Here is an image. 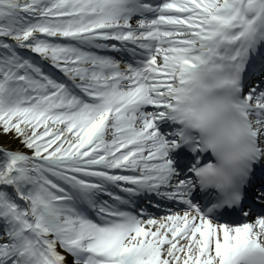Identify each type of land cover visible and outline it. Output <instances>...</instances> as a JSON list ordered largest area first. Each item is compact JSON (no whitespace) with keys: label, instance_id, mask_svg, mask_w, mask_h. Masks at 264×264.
Here are the masks:
<instances>
[{"label":"snow or ice","instance_id":"snow-or-ice-1","mask_svg":"<svg viewBox=\"0 0 264 264\" xmlns=\"http://www.w3.org/2000/svg\"><path fill=\"white\" fill-rule=\"evenodd\" d=\"M193 84L228 93L264 158V0H0V137L22 145L0 140V264H233L259 247L264 197L231 222L203 211L158 130Z\"/></svg>","mask_w":264,"mask_h":264},{"label":"clouds","instance_id":"clouds-1","mask_svg":"<svg viewBox=\"0 0 264 264\" xmlns=\"http://www.w3.org/2000/svg\"><path fill=\"white\" fill-rule=\"evenodd\" d=\"M220 95L225 97L223 102L218 101V94L193 84L169 118L180 125L175 133L181 145L211 153L213 159L207 163L201 164L202 156L197 159L192 183L202 192H214V208L240 204L257 160L249 122L227 100L228 93ZM233 264H264V239L259 247L255 243L242 246Z\"/></svg>","mask_w":264,"mask_h":264},{"label":"bare ground","instance_id":"bare-ground-1","mask_svg":"<svg viewBox=\"0 0 264 264\" xmlns=\"http://www.w3.org/2000/svg\"><path fill=\"white\" fill-rule=\"evenodd\" d=\"M167 120H168L167 118L157 120V126H158V130L160 131L161 135H164L168 138V137H170L169 136L170 135V129L166 127ZM0 140L6 141L14 149L22 147V145L20 143H18L15 140H12L10 138L0 137ZM171 159L173 160V158H171ZM161 213H163V212H161Z\"/></svg>","mask_w":264,"mask_h":264}]
</instances>
